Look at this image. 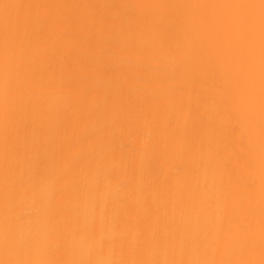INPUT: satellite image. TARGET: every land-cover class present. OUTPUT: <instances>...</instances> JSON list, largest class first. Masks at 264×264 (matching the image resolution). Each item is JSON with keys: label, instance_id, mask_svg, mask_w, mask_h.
I'll return each instance as SVG.
<instances>
[{"label": "bare ground", "instance_id": "6f19581e", "mask_svg": "<svg viewBox=\"0 0 264 264\" xmlns=\"http://www.w3.org/2000/svg\"><path fill=\"white\" fill-rule=\"evenodd\" d=\"M231 1L213 23L241 29L218 41L244 56L239 81L202 70L191 43L135 56L134 12L107 0H0V264H264V0ZM77 22L97 35L78 56Z\"/></svg>", "mask_w": 264, "mask_h": 264}, {"label": "rangeland", "instance_id": "374dc122", "mask_svg": "<svg viewBox=\"0 0 264 264\" xmlns=\"http://www.w3.org/2000/svg\"><path fill=\"white\" fill-rule=\"evenodd\" d=\"M24 1H25V5L27 7H32V3H31L32 0H24ZM69 1H71V0H68V2ZM122 1L123 2H117L116 0H107V5H105L107 7H105V9L108 11V13H111V14L112 13L116 14L117 12H119V10H122V11L126 10V12L129 10V11L134 12L133 24L135 26V35L133 34V32H131L130 34H131L134 42L140 43L141 44L140 47H142V49L139 48V50L137 51L138 53L134 52L135 56L139 55L140 53H142L144 50H147V49H149V51L146 53L150 55V54H152L151 49L154 47H157V46H164L166 49H168V48L174 47L176 45H179V48H178V51L176 52V55L182 56L183 52L186 49V47L188 46V44L191 43L194 46L193 48L195 49V52L197 53V55L198 54L202 55L204 50L209 51V52H205L206 54H209V56H207L203 62H200L202 64L201 66L204 67L202 70H204L206 68L209 71V69L213 68L214 70L213 69L212 70L217 72V73H215L216 75H218V73L220 75L222 73H224V74L228 75L227 78H230V76L232 78L235 77L236 78L235 81H239L248 75L249 71L247 70L245 65H242L243 64L242 60H243L244 56H241L242 58L240 57L242 60L237 59L236 62L234 61V63H232V62H230L229 56H228V58L224 57L225 56L223 53L224 51H222L224 49V47L221 50L219 48L220 46H218L221 43V41H220L218 44L219 40H226L229 37V35L232 36V34L233 35L237 34L239 32V30L241 31V29H239L238 31L235 30V32H234L233 30L237 27L231 28L232 23L235 22L234 19H233L234 22H232V21L231 22L229 21V23L227 22V26H229V27L226 28L225 32H223L221 29V25H222L221 23H216V22L213 23L216 19V16H217L216 15L217 14L216 8H221V7L225 8L228 3L232 2L231 0H202V1H199V0H122ZM108 2H109V4H108ZM78 3L76 1L77 5H78ZM73 4H75V3L73 2ZM105 4H106V2H105ZM229 5H227V6H229ZM175 6H180L181 9H183V11H190V12H195V13L199 12L200 14L202 12H204L205 15L203 18L201 17V21L198 25H194L193 23L189 25V22H188V20H185L184 15H179V16L174 17V18L172 17L171 12L173 11V7H175ZM119 7H121V8L118 10ZM167 7H170V10H167L166 9ZM19 9H20V7H19ZM217 10H219V9H217ZM73 12H69V15H70V13H73ZM172 14H174V13L172 12ZM219 14H222V13H219ZM70 18L72 20H69ZM221 18H223L222 15H221ZM68 20L72 21L73 23L75 22V21H73L74 19L72 18V15L68 16ZM80 22L82 23L83 20ZM80 22H77L75 24L76 30L73 31V34L71 33L72 36L70 37L69 42L67 44V46L70 50L76 49L74 51V52H77V53H75L76 56L80 55L84 51V50H82V47L85 48L86 45H91L89 47L90 49L92 46L95 47L94 43L97 40V35L95 32L94 33L92 32L90 34L88 32L79 31L80 29L77 31V29L79 28V26L81 24ZM220 22H221V20H220ZM85 23H87V22H85ZM85 23L83 22V24H82V26L85 27L84 31H85V29H87L89 27V26L88 27L85 26L88 24V23L87 24H85ZM100 23L101 22H100V18H99V31L102 28H107V31H110L108 29V25L106 23H101V24ZM187 24L189 25L188 26L189 28H187V31H188V29L190 31L189 33H186L184 30V27ZM229 24H231V25H229ZM234 24H236V23H234ZM75 25H74V27H75ZM198 33H202V35L198 36ZM100 37L101 36L99 35V38ZM232 38H230V39H232ZM155 39L158 41H156ZM236 40H238V39H236ZM239 40L244 41L243 37H242V39H239ZM239 40H238V43L240 42ZM233 41H235V40H233ZM222 43H224V42L222 41ZM238 43H236V44L239 45ZM233 44L235 45V43H233ZM243 44H245V42ZM225 45H226V43H225ZM237 45H235V46L239 49H240V47L243 46V45H240V46H237ZM222 46H221V48H222ZM231 46H232V44H231ZM235 46H233V47H235ZM97 47H99V53L104 52V49L108 47L107 40L105 39L104 41H101V42L99 41V46L97 44ZM19 48L23 49V47H19ZM64 48H65L64 50H68V52L70 51L67 47H64ZM87 48H88V46H87ZM237 48H236V50H237ZM236 50H235V53L238 54L237 53L238 50H237V52H236ZM31 52L32 51H30L27 48L24 49V51L22 53V58H21L23 65L30 66L31 64H34V62H36V60H35L36 57L33 56ZM200 52H202V53H200ZM230 52L231 51H229V53ZM67 53H65V54H67ZM205 53H203V54H205ZM230 54H232V53H230ZM241 54H242V52H241ZM245 54H246V52H245ZM202 56L204 58V55H202ZM234 57H236V56H234ZM200 58L201 57H198V59H200ZM234 60H235V58H234ZM158 61H160V60H158ZM225 61H228L230 63L229 64L230 66H228V68H225L222 65L223 63H225ZM236 69H241L242 73L238 74V75L233 74V71ZM212 70H211V72H213ZM136 72H137V70H136ZM11 74L15 77V79L17 81V82L15 81V84L19 89H21L19 86H21V87L25 86L26 87V85H28V79H27L26 74H24L22 76V78H20L19 80L17 79L16 73L14 71L11 72ZM224 74H222V75L224 76ZM216 75L215 76H214V74L212 75L213 77H215L212 80L217 81ZM218 79H221V77L219 76ZM194 85H195V89L196 88L199 89V87H200L199 84L197 85L196 83H194ZM25 87H24V89H25ZM24 89L22 88V90H24ZM256 92H258V90H253L254 94H256ZM259 92L264 93V89H261ZM75 99L77 101H79L81 99V97L80 98L75 97ZM208 108H209V111H207V112L210 114V116L213 115L215 109L212 107L211 108L208 107ZM198 114H199L198 111H195L193 113L194 117L198 116ZM205 114H207V113H205ZM200 116L201 115H199V117ZM263 169H264V165H259L253 171V174H252L253 180L256 181V183H258V184L264 183ZM177 216L180 218L181 214L177 215ZM183 216L184 215H182V217ZM165 228H166V225L162 221H159V222H157V224L155 226H153V228L151 230H144L143 229L142 233L144 236H156V235H160V233L163 232L165 230ZM85 256H86V254L81 252L79 254H75L74 257L76 258L77 261L80 262L81 260L85 259Z\"/></svg>", "mask_w": 264, "mask_h": 264}]
</instances>
